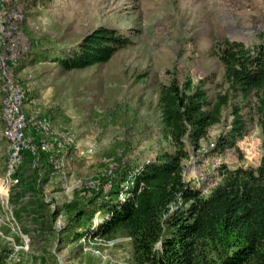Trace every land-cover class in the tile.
Listing matches in <instances>:
<instances>
[{"label": "rangeland", "instance_id": "obj_1", "mask_svg": "<svg viewBox=\"0 0 264 264\" xmlns=\"http://www.w3.org/2000/svg\"><path fill=\"white\" fill-rule=\"evenodd\" d=\"M31 1L0 0V54L16 49L20 58L30 47L72 49L100 27L120 29L134 44L106 64L86 70L58 71L45 61L24 64L18 70L16 63L9 69L27 97L24 112H38L50 119L55 131H69V149L74 153L59 169L51 167L43 181L41 151L36 146L35 157L25 156L16 170L14 183L1 184L7 144L0 91L2 264L10 255L17 264H133L131 241L125 236L84 241L62 238L69 211L74 203L99 190L100 180L109 174L107 168L121 148L130 159L154 155L155 140L145 127L152 124L150 110L159 85L176 75L180 81L186 77L193 83L205 81L209 98L220 92L222 68L207 52L213 40L222 37L247 47L259 44L264 35V0H52L34 5ZM13 12H19V18H8ZM30 100L34 102L28 105ZM230 120L225 110L221 125L208 136L215 137ZM262 153L260 130L252 123L234 149L208 156L201 164L197 158L186 162L185 179L204 186L201 193L206 195L216 184L221 166L255 169ZM109 189L106 183L104 190ZM18 209L24 210L25 217L17 214ZM52 214H56L53 219ZM105 217L96 212L91 226ZM49 219L53 234L46 230Z\"/></svg>", "mask_w": 264, "mask_h": 264}, {"label": "trees", "instance_id": "obj_2", "mask_svg": "<svg viewBox=\"0 0 264 264\" xmlns=\"http://www.w3.org/2000/svg\"><path fill=\"white\" fill-rule=\"evenodd\" d=\"M37 1L52 0H32V5ZM133 44L128 33L100 27L72 49L30 47L16 70L42 61L58 71L86 70L106 64ZM207 54L222 68L220 92L209 98L205 81H180L176 75L159 85L150 110L152 124L145 127L155 140L154 155L130 159L124 149L118 150L99 190L73 204L62 238L79 240L91 229L94 214L101 212L107 218L94 236L129 238L133 264H264V35L252 47L216 38ZM225 110L231 120L211 139L209 132L221 125ZM252 123L260 130L263 151L255 169L221 166L206 195L201 193L204 186L185 179L186 162L197 158L201 164L208 156L234 149ZM38 155L45 181L51 155ZM46 230L54 233L50 219ZM0 252L2 264L5 249Z\"/></svg>", "mask_w": 264, "mask_h": 264}, {"label": "built area", "instance_id": "obj_3", "mask_svg": "<svg viewBox=\"0 0 264 264\" xmlns=\"http://www.w3.org/2000/svg\"><path fill=\"white\" fill-rule=\"evenodd\" d=\"M8 18H19V12L8 14ZM18 59L19 52L16 49H5L0 54V91L4 96L2 101L3 138L7 144L6 174L5 180L1 184L14 183L16 170L25 156L35 157L36 146L42 153L51 155V167L54 170L59 169L64 161H67L68 157L74 153L69 149L71 144L69 131H55L49 118L38 114V112L30 115L24 112L27 99L13 81L9 71L16 65ZM33 102L30 100L28 105ZM27 132L29 133L27 134ZM121 200H124V196L121 197ZM99 224L95 223L81 238L82 241L91 238L97 239L94 234ZM12 257L10 255L5 264H17L12 261Z\"/></svg>", "mask_w": 264, "mask_h": 264}, {"label": "crops", "instance_id": "obj_4", "mask_svg": "<svg viewBox=\"0 0 264 264\" xmlns=\"http://www.w3.org/2000/svg\"><path fill=\"white\" fill-rule=\"evenodd\" d=\"M34 201H35V199H33V202H34ZM33 204H34L35 206L38 205V204L36 205V203H33ZM23 211H24L23 209H18V210H16L17 214L21 213V217H23V216L25 217V213H22ZM18 212H19V213H18Z\"/></svg>", "mask_w": 264, "mask_h": 264}]
</instances>
